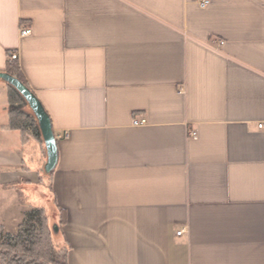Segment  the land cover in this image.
Returning <instances> with one entry per match:
<instances>
[{
	"label": "crops",
	"instance_id": "crops-1",
	"mask_svg": "<svg viewBox=\"0 0 264 264\" xmlns=\"http://www.w3.org/2000/svg\"><path fill=\"white\" fill-rule=\"evenodd\" d=\"M201 1L0 0L58 153L47 177L0 84L5 233L50 202L67 264H264V0Z\"/></svg>",
	"mask_w": 264,
	"mask_h": 264
},
{
	"label": "trees",
	"instance_id": "trees-1",
	"mask_svg": "<svg viewBox=\"0 0 264 264\" xmlns=\"http://www.w3.org/2000/svg\"><path fill=\"white\" fill-rule=\"evenodd\" d=\"M16 77L27 88L28 85L20 73L16 61L8 60L3 71ZM8 100V128L18 130L21 134L23 150L26 151L31 139L43 143L38 123L29 109L23 96L11 85H7ZM45 173V172H44ZM46 174V173H45ZM46 174L47 177L51 176ZM50 189V185H46ZM24 201L22 195L19 196ZM57 227L58 237L52 238L49 228V216L44 205L30 206L24 214V219L18 227L16 235L4 232L0 225V264H67V246L61 241V226L63 216L60 217ZM59 246L57 260H53V250Z\"/></svg>",
	"mask_w": 264,
	"mask_h": 264
},
{
	"label": "water",
	"instance_id": "water-1",
	"mask_svg": "<svg viewBox=\"0 0 264 264\" xmlns=\"http://www.w3.org/2000/svg\"><path fill=\"white\" fill-rule=\"evenodd\" d=\"M0 80H2L5 84L14 87L23 96L29 109L34 115L41 132L46 152V163L43 170L46 174H50L56 167L58 153L56 137L53 133L51 122L47 113L34 93L23 83H21L16 77L4 72H0Z\"/></svg>",
	"mask_w": 264,
	"mask_h": 264
},
{
	"label": "built area",
	"instance_id": "built-area-1",
	"mask_svg": "<svg viewBox=\"0 0 264 264\" xmlns=\"http://www.w3.org/2000/svg\"><path fill=\"white\" fill-rule=\"evenodd\" d=\"M209 4V1L208 0H202L199 5L201 7H205ZM31 29L27 28V27H24L22 26L20 29H19V37L20 38H24V37H29L31 35ZM221 44V42H220ZM8 59L10 60H13V61H17L18 59V56L16 53H9L8 54ZM146 124V120L145 119H142V120H133V125L135 126H138V125H144ZM189 137H192V138H196V132L194 131H191L189 134H188ZM58 138H67L68 137V132H64L63 134L61 135H58L57 136ZM183 233V231H179L177 233L178 236H180L181 234Z\"/></svg>",
	"mask_w": 264,
	"mask_h": 264
},
{
	"label": "rangeland",
	"instance_id": "rangeland-1",
	"mask_svg": "<svg viewBox=\"0 0 264 264\" xmlns=\"http://www.w3.org/2000/svg\"><path fill=\"white\" fill-rule=\"evenodd\" d=\"M0 84L4 85L5 83L2 80H0ZM0 103H6V96H1L0 95ZM44 181H45L44 185L46 186L48 183H47L46 180H44ZM37 189H40V188H37ZM40 191H41V189H40ZM44 200L45 199L40 200L39 203L43 204ZM50 204H51V206H50ZM48 207H49V208H47V213H48V216H49V224L48 225H49V228H50V231H51L52 238L56 239L58 237V234L56 233L57 232L58 223L53 221V218H54L53 217V215H54L53 209L54 208L52 206V203L49 202ZM54 246H56V245H54ZM60 250H61V248L59 246H56V249L53 250V260H57L58 261L57 263L61 262L60 259L58 258V254H56V253H59Z\"/></svg>",
	"mask_w": 264,
	"mask_h": 264
}]
</instances>
